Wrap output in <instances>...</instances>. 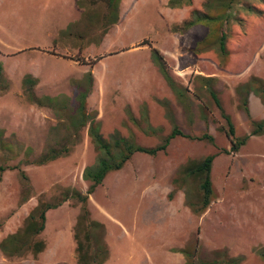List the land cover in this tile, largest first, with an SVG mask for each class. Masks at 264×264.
Segmentation results:
<instances>
[{"label": "rangeland", "instance_id": "1", "mask_svg": "<svg viewBox=\"0 0 264 264\" xmlns=\"http://www.w3.org/2000/svg\"><path fill=\"white\" fill-rule=\"evenodd\" d=\"M73 1L0 0V165L7 166L0 172V239L16 231L40 199H61L67 189L87 192L82 172L99 153L88 133L90 118L104 136L117 130L152 147L172 130L173 113L185 134L205 131L214 142L176 135L164 150L136 152L105 175L87 203L90 218L104 224L110 251L104 264H189L190 256L198 263L218 252L242 255L239 264H264V133L250 134L226 153L231 145L222 113L230 115L234 136L249 133L252 118H264L259 94H248V116L236 91L252 76L264 80V0H235L224 22L183 30L175 27L192 9L207 10L205 0L178 7L167 0H120L114 22L103 0H75V7ZM211 31L226 33L225 54L218 41L202 42ZM154 50L180 92L164 77ZM200 75L213 78L223 109ZM62 145L69 148L65 155L36 162L46 148ZM211 153L214 199L195 213L183 187L169 196L173 175L188 158ZM80 203L71 197L46 210L37 234L45 247L37 256L0 251V264H77L73 231Z\"/></svg>", "mask_w": 264, "mask_h": 264}, {"label": "trees", "instance_id": "2", "mask_svg": "<svg viewBox=\"0 0 264 264\" xmlns=\"http://www.w3.org/2000/svg\"><path fill=\"white\" fill-rule=\"evenodd\" d=\"M94 2L97 0H93ZM108 11L112 14L111 22L117 20L118 13L117 7L120 0H103ZM192 0H167V5L171 7H178L185 4H190ZM235 0H205L203 4L207 6V10H202L194 8L190 11V14L185 18L181 24L175 28L178 30H183L197 22H207L211 23L216 21V23L224 22L228 16L226 14L227 9L232 5ZM210 11L213 14L209 13ZM90 11H85L83 17L85 20L90 21L92 17L90 16ZM79 18L77 21L82 22ZM213 32L211 31L209 35L204 37L202 42L211 43L218 41L220 44V53L225 54L226 52V33L225 32ZM215 34V35H214ZM155 61L160 67L164 77L171 83L172 89L180 92L179 86L176 85L174 80L171 78L170 74L165 69L164 57L157 50H154ZM2 73H0V78ZM30 76V75H29ZM202 76L206 80L208 87V92L217 106L223 109L221 102L217 97L216 90L212 88L211 82L213 78L211 76ZM27 76L23 77V82H27ZM35 80V79H31ZM249 80V79H248ZM33 81H30V83ZM236 91L240 96V101H242V107L247 111L248 116H250V110L248 106V94L253 91L264 100V80H260L257 76H252V81H245L236 86ZM84 95V93H80ZM79 112H84L85 106L83 100L79 99ZM223 115L226 118L229 128L226 131L227 137H230V148L225 149L226 153L235 152L239 147L244 144L250 134H261L264 133V118L251 119L252 128L249 133L243 134L241 136H234L235 126L231 120L230 115L226 114L223 110ZM174 124L170 132H168L162 139V142L152 146L146 147L142 146L133 139L131 135L124 136L120 134L117 130L110 133L108 136H104L101 133V125L98 120L94 117L90 118V126L88 133L94 144L98 153L95 161L90 165L84 167L82 172L83 179L89 182V188L85 194L78 190H69L63 193L61 199L54 201L40 199L33 207L30 208L26 214L23 223L14 232L8 233L0 239V251L7 257H19L32 253L33 256H37L38 252L44 249L45 241L44 239L37 236V234L44 228L46 210L55 206L60 205L64 201L74 197L78 202L80 201L79 213L76 218L74 225L73 238L75 240V252L77 254V264H104L108 259L110 251H108L107 244L103 238L104 234V224L103 222L90 218L89 209L87 207L88 197L93 192L96 187L104 180L105 175L114 169L120 168L124 162L130 158L136 152H142L148 155H155L159 151L166 148L169 140L176 135H186L192 136L199 139H205L210 143H213V136L208 132H203L197 135L185 134L183 129L176 123L173 113L169 115ZM83 123H87V119L83 120ZM149 132V127H147ZM153 131V130H152ZM156 131V130H154ZM5 149L10 152H15L11 147H5ZM32 147L30 145L25 146L24 151L30 152ZM69 148L66 145L62 146H50L42 151L37 159V163H44L55 157L65 155ZM216 154L211 153L201 158H188L182 165L177 168V171L173 175V185L174 188L170 191L169 196L173 197L174 192L177 188L183 187L186 191V202L190 209L195 213H200L204 211L207 206H209L214 199V186L211 176V166L213 159ZM7 166L0 165V172L4 171ZM12 167V166H11ZM264 257V250L261 251ZM214 259L203 260L202 258L197 263L190 256L189 264H239L243 256H232L225 257L218 252ZM224 256V257H223ZM56 264V263H55ZM58 264H68V263H58Z\"/></svg>", "mask_w": 264, "mask_h": 264}, {"label": "crops", "instance_id": "3", "mask_svg": "<svg viewBox=\"0 0 264 264\" xmlns=\"http://www.w3.org/2000/svg\"><path fill=\"white\" fill-rule=\"evenodd\" d=\"M73 3H74V7H75L76 1L74 0Z\"/></svg>", "mask_w": 264, "mask_h": 264}]
</instances>
